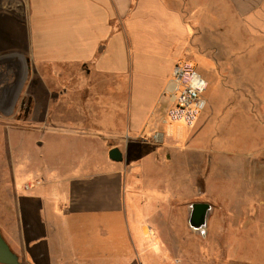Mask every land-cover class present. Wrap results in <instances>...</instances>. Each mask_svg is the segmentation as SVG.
I'll return each instance as SVG.
<instances>
[{"label": "crops", "instance_id": "crops-1", "mask_svg": "<svg viewBox=\"0 0 264 264\" xmlns=\"http://www.w3.org/2000/svg\"><path fill=\"white\" fill-rule=\"evenodd\" d=\"M25 19L29 61L54 72V112L31 111L18 120L50 126L54 172L39 168L42 181L32 185L25 179L33 166L0 150V230L12 252L23 264H203L197 253L187 256L188 249L202 250L188 223L190 206L200 202L194 198L184 197L188 235L168 233L162 215L153 214L166 257L139 256L123 228L127 161L154 146V165L178 163L195 186L197 173H187V156L177 154V139L162 129L171 125L161 120L174 66L187 62L192 40L209 33L246 43L243 55L260 56L264 67V49L249 48L264 42V0H26ZM112 148L121 162L108 158ZM187 179L174 181L172 193L187 189ZM139 230L148 234L145 225Z\"/></svg>", "mask_w": 264, "mask_h": 264}, {"label": "rangeland", "instance_id": "rangeland-1", "mask_svg": "<svg viewBox=\"0 0 264 264\" xmlns=\"http://www.w3.org/2000/svg\"><path fill=\"white\" fill-rule=\"evenodd\" d=\"M25 3L26 0H0V150L8 149L11 157L16 161L20 157L27 168L33 166L25 181L34 185L36 178L42 181L41 169L54 172L50 126L42 130L38 122L18 118L31 111L37 115L54 112V72H45L43 66L29 61L24 39ZM202 35V42H190L186 61L208 76L204 94L207 106L193 127L181 123L162 127L177 139V154L187 156V173H197L195 186H191L190 174L182 176L183 168L178 163L154 165V146H146L137 160L130 159L125 165L129 168L128 210L123 228L129 238L132 236L141 258L166 257L160 249L161 233L152 215L159 219L157 214H161L165 230L176 235L171 232L185 230L188 200L184 201V197L194 198L209 202L212 208L206 226L193 229L202 239V250L199 253L188 249L187 256L197 253L203 264H264V188L256 190V185L250 184L254 176L264 179V67L260 56L243 55L246 43L214 40L209 33ZM260 46L264 49V42H251L250 52ZM194 148L196 169L189 168ZM184 178H188V188L173 194V182H184ZM22 183L19 179V188ZM134 199L133 213L130 209ZM142 225L148 228V234H141ZM183 234L188 235L187 230ZM141 243L147 245L148 252L140 248Z\"/></svg>", "mask_w": 264, "mask_h": 264}, {"label": "built area", "instance_id": "built-area-1", "mask_svg": "<svg viewBox=\"0 0 264 264\" xmlns=\"http://www.w3.org/2000/svg\"><path fill=\"white\" fill-rule=\"evenodd\" d=\"M207 87V80L193 64L177 62L165 91L170 97V104L162 117V123H181L193 127L207 106L204 96Z\"/></svg>", "mask_w": 264, "mask_h": 264}, {"label": "water", "instance_id": "water-1", "mask_svg": "<svg viewBox=\"0 0 264 264\" xmlns=\"http://www.w3.org/2000/svg\"><path fill=\"white\" fill-rule=\"evenodd\" d=\"M108 158L112 162H121L122 154L118 148H112L108 152ZM188 219L189 226L194 230H202L206 226V219L211 206L207 202H195L191 206ZM0 264H21L18 256L12 252L0 233Z\"/></svg>", "mask_w": 264, "mask_h": 264}, {"label": "bare ground", "instance_id": "bare-ground-1", "mask_svg": "<svg viewBox=\"0 0 264 264\" xmlns=\"http://www.w3.org/2000/svg\"><path fill=\"white\" fill-rule=\"evenodd\" d=\"M253 178L254 179H253V181H250V184L256 185V187H255L256 190L263 189L264 181L263 180H260L261 178H256L255 176Z\"/></svg>", "mask_w": 264, "mask_h": 264}]
</instances>
